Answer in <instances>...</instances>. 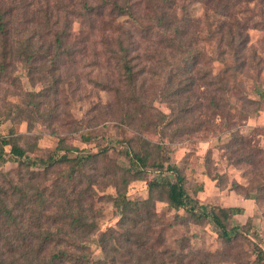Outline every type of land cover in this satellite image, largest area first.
<instances>
[{
  "label": "rangeland",
  "instance_id": "obj_1",
  "mask_svg": "<svg viewBox=\"0 0 264 264\" xmlns=\"http://www.w3.org/2000/svg\"><path fill=\"white\" fill-rule=\"evenodd\" d=\"M89 1L96 5L111 2ZM138 1L145 15L153 3H160L167 9L172 6L170 9L177 11L180 20L187 19L182 23L185 30L181 32V38L192 44L190 57L196 52L203 53L204 62L198 68L202 66L215 74L224 68L217 60L216 43L211 37L225 16L217 15L212 8L207 11L200 0H175L174 4L172 0ZM45 2L0 0V5L15 8L20 18L24 4L31 9ZM49 2L52 6L61 2L68 6L72 39L79 40L77 45L83 50L75 58L68 60L66 57L57 70L55 83L40 72L45 65L42 60L31 65L22 58L16 47L19 42L15 43V53L3 57L4 41L0 38V151L7 158H0V183H5L6 178L18 182L27 176L19 163L10 158L11 147L3 143L5 137L25 147L29 155L42 156L51 153L61 139L70 146V156L80 151L97 153L112 145L108 157L100 162L111 167L116 163L121 167L129 166L124 149L129 145L140 147L141 141L146 139L154 145L165 146L171 162L177 163L185 175L188 192L203 205L244 209L228 221V228L236 226L243 232L240 230L227 240L220 236L221 229L212 218L196 220L185 209L173 208L166 200H160L159 194L154 192L159 218L144 233L151 237L156 250L153 255L158 254L157 263L161 256L165 259L164 264H259L256 244L264 249V0L231 3V13L240 24L247 22L249 25L245 54L249 67L239 78L241 85H227L230 91L227 88L218 90L226 85H165L166 77L173 74L171 69L177 66L178 60L172 56L173 47H166L164 52L168 62H161L165 72L161 77L148 74L146 85H137L135 91L141 98L138 102L130 100L128 85H99L100 81L118 82L120 77L113 53L107 49L112 45H106L104 40L112 41L110 35L118 37V32L109 27L121 26L142 41L140 53L143 54L149 47L153 51L155 41L168 35L163 32V27H157V37L141 38L140 28L134 25L133 19L124 14L112 17L107 4L103 7L106 13L91 29L92 24L84 16L82 0ZM30 20L31 17L26 19L28 25ZM177 23L178 20L169 35L174 33ZM136 61L140 62L139 67L149 63L144 57ZM246 96L253 102H248ZM218 101L221 106L217 110L215 103ZM131 115L134 116L130 118ZM87 135L91 136L90 140H86ZM66 171L64 167L52 169L39 186L43 189L52 182H62L69 188L68 210H92L98 229L83 241L93 251L94 259L105 261L108 257L99 239L104 234L113 235L114 232L118 235L125 230L120 226V208L107 198L108 194H116V188L111 179L96 177L99 182L93 184L88 193L80 194L86 183L73 179L68 184L63 175ZM156 177L169 182L175 180L172 172L160 173L151 167L143 178L129 182L128 197L134 200L147 198L150 195L149 180ZM144 258L152 264L153 257L144 255ZM130 261L129 264H136L137 259ZM120 262L122 264L123 260Z\"/></svg>",
  "mask_w": 264,
  "mask_h": 264
},
{
  "label": "trees",
  "instance_id": "obj_2",
  "mask_svg": "<svg viewBox=\"0 0 264 264\" xmlns=\"http://www.w3.org/2000/svg\"><path fill=\"white\" fill-rule=\"evenodd\" d=\"M45 1L44 5L33 6L31 9L28 8V4H24L20 18L15 8L7 9L0 5V38L4 41L2 53L3 57L15 53V43L19 42L16 47L22 58L31 65L42 60L45 65L42 66V70L39 69L40 72H44L46 79L57 83V70L66 57L68 60L69 57L75 58L83 47H78L76 41L79 40L72 39L71 11L68 6L63 2L52 6L49 0ZM236 1L200 0L207 11L212 8L217 15L225 16L213 30L214 34L211 37L216 43L217 60L224 64V68L215 74L202 66L198 68L204 62L203 53L196 52L190 57L192 44L183 42L181 38V32L185 30L182 23H186L187 19L180 20L177 11L170 9L172 6L167 9L160 3H153L149 5V13L145 15L138 0H111L110 3L99 5L82 0L84 16L92 24L91 29L95 28L94 23L101 20L106 13L103 7L109 4V13L112 17L124 14L133 19L134 25L140 28L141 38L150 40L153 36L157 37L159 25L163 27V32L168 34L155 41L153 51L149 47L141 54L142 41L133 33L121 26H115L114 29L109 27V30L118 32V37L113 38V35H110L109 38L112 41L114 39V42L104 40V43L112 45L107 49L113 53L120 77L118 82L107 79L108 82L100 81L99 85H128L131 92L130 100L138 102L141 98L135 91L137 85H146L148 74L161 77L165 72L161 62L167 61L164 52L166 47H173L172 56L178 60L177 66L171 69L173 74L166 77L168 81H165V85H226L223 88L218 87L219 91L226 88L230 91L227 85L236 83L241 85L239 78L245 75L249 67V60L245 55L249 42V25L247 22L240 24L241 22L231 13V3ZM172 3L174 4L175 0H172ZM28 17H31L29 25L26 21ZM177 20L174 33L169 35ZM21 25H24L22 29L19 30V27L17 29V26ZM141 57L149 63L139 67L140 62L136 60H140ZM115 91L120 95L119 88ZM246 99L253 102L248 96ZM220 106L219 101L215 103L217 110ZM86 138L90 140L91 136L87 135ZM3 143L10 145V158L19 163L27 176L18 182L6 178L5 183H0V264H119L120 260H123L122 264H129L135 257L136 264H149L147 260L145 261L144 255L148 258L153 257L152 264H164L165 259L161 256L159 257L161 261L157 263L158 254L153 255L156 250L151 244V237L144 233L146 228L149 231L159 218L155 208L154 192L159 194L160 200H166L173 208L185 209L196 220L212 218L221 229L220 236L227 240H231L241 230L236 226L228 228V221L234 215L243 213V207L208 208L203 205L197 197L188 192L185 175L177 163L171 162L170 152L165 146L154 145L146 139L141 141L140 147L126 146L123 152L130 161V165L126 167H121L117 163L112 167L100 164L108 157L110 148L114 147L112 145L103 147L97 153L80 151L77 155L70 156V146L61 139L51 153L42 156L29 155L28 150L12 138L5 137ZM0 158L7 159L2 151ZM250 163L253 164L254 161L250 159ZM34 167L38 169H33ZM60 167L67 170L63 175L68 184L73 179H78L79 183H86L80 194L88 193L90 187L99 182L96 177L111 179L116 188V194H108L107 198L120 208L122 212L120 226L125 230L118 235H114V232L113 235L104 234L99 239L108 257L105 261L94 259L93 251L83 241L98 229L92 210L88 212L83 208L77 211L68 210L69 188L62 185V182H52L43 189L39 186L43 178H48L52 169ZM151 167L160 173L172 172L175 180L169 182L156 177L149 180L150 195L147 198L134 200L128 197L129 182L135 178H143ZM256 198L258 199V196ZM255 252L258 263L264 264V249L256 244ZM132 254L134 257H131Z\"/></svg>",
  "mask_w": 264,
  "mask_h": 264
}]
</instances>
